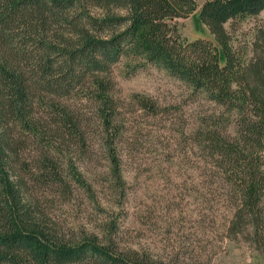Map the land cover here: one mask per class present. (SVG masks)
<instances>
[{
  "label": "trees",
  "instance_id": "trees-1",
  "mask_svg": "<svg viewBox=\"0 0 264 264\" xmlns=\"http://www.w3.org/2000/svg\"><path fill=\"white\" fill-rule=\"evenodd\" d=\"M197 7L198 0H0V264H170L122 244L116 221L102 235L65 230L38 188L94 190L97 200L90 180L105 174L100 151L114 196L125 195L130 120L113 76L123 57L132 72L163 68L215 105L190 136L210 179L223 185L230 229L247 219L264 240V27L248 59L226 28L260 14L264 0H204L200 18L215 41L182 35L176 19ZM132 103L162 112L151 96L136 94ZM81 165L97 169L94 178Z\"/></svg>",
  "mask_w": 264,
  "mask_h": 264
},
{
  "label": "rangeland",
  "instance_id": "rangeland-1",
  "mask_svg": "<svg viewBox=\"0 0 264 264\" xmlns=\"http://www.w3.org/2000/svg\"><path fill=\"white\" fill-rule=\"evenodd\" d=\"M203 3L198 0L192 14L176 19L190 41H215L200 18ZM260 27H264V11L226 23L243 58L252 56ZM129 62L132 65V59L123 57L113 66L116 95L124 102L123 116L130 120L122 163L125 195L114 196L107 161L99 151L102 158L97 166L105 174L90 180L92 189L97 188V200L94 190L87 194L76 190L71 196L57 185L38 187L50 218L65 230L86 228L101 235L116 221L122 244L170 264H264V240L252 233L247 219L230 229L232 210L223 185L210 179L204 151L190 136L197 118L212 113L215 105L191 95L188 86L167 70L147 64L132 72ZM136 94L154 98L162 112L152 115L139 109L132 103ZM81 166L94 178L97 169Z\"/></svg>",
  "mask_w": 264,
  "mask_h": 264
}]
</instances>
